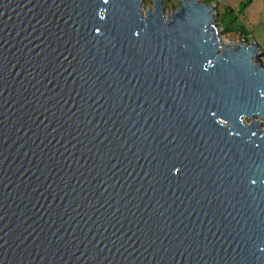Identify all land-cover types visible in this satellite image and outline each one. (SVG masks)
Returning <instances> with one entry per match:
<instances>
[{"label":"water","instance_id":"95a60500","mask_svg":"<svg viewBox=\"0 0 264 264\" xmlns=\"http://www.w3.org/2000/svg\"><path fill=\"white\" fill-rule=\"evenodd\" d=\"M144 4L0 0V264H264V50Z\"/></svg>","mask_w":264,"mask_h":264},{"label":"rangeland","instance_id":"374dc122","mask_svg":"<svg viewBox=\"0 0 264 264\" xmlns=\"http://www.w3.org/2000/svg\"><path fill=\"white\" fill-rule=\"evenodd\" d=\"M241 0H213L216 5L217 17H222L228 6L237 9ZM154 0H145L144 9L148 6H153ZM179 4V0H164V6L166 13L176 10ZM242 26H239L237 30L225 31L223 27V35L225 40H229L231 43L242 41L244 43H250L252 40H257L261 48L264 50V0H254L251 6L240 17ZM251 39L250 42L247 40ZM249 121V120H248Z\"/></svg>","mask_w":264,"mask_h":264},{"label":"trees","instance_id":"16d2710c","mask_svg":"<svg viewBox=\"0 0 264 264\" xmlns=\"http://www.w3.org/2000/svg\"><path fill=\"white\" fill-rule=\"evenodd\" d=\"M208 4H212L213 0H202ZM254 0H241L238 4L237 9L228 6L223 13L222 17H217L220 26H224L225 31L237 30L239 26H242L240 17L246 12V10L251 6ZM248 42L251 39L247 40ZM262 64L264 61L261 59Z\"/></svg>","mask_w":264,"mask_h":264},{"label":"built area","instance_id":"2783aa9c","mask_svg":"<svg viewBox=\"0 0 264 264\" xmlns=\"http://www.w3.org/2000/svg\"><path fill=\"white\" fill-rule=\"evenodd\" d=\"M262 60L264 61V55H263V57H262Z\"/></svg>","mask_w":264,"mask_h":264}]
</instances>
